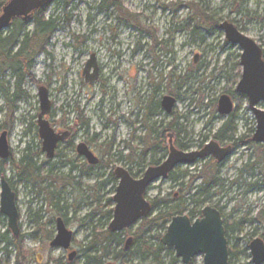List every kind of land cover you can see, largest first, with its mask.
I'll return each instance as SVG.
<instances>
[{"label": "rangeland", "instance_id": "rangeland-1", "mask_svg": "<svg viewBox=\"0 0 264 264\" xmlns=\"http://www.w3.org/2000/svg\"><path fill=\"white\" fill-rule=\"evenodd\" d=\"M69 1L66 12H63L62 0L48 8L47 15H59L63 28L52 38L49 53L38 57L31 72L34 83L28 78L23 82L27 99L14 103L16 109L11 111L0 95V134L1 129L9 132L11 150V160L4 161L3 176L16 193L21 244L27 253L18 258L15 249L9 250L10 255L0 252V264H55L56 261L85 264L81 252L87 237L93 230H107L113 220L107 217L115 207L114 202L113 206L109 205V200L113 201L119 182L114 184L110 175L117 168H123L140 179L150 167L152 157L145 154L144 144L148 134L144 109L148 102L152 103V109L162 111L161 117H151L149 125H156L161 131L174 120L182 132L173 141L184 152L202 150L210 141H215L214 136L229 119L233 121L234 139L219 142L222 147L235 145L234 152L220 169L224 185L215 189L220 194L195 210L208 206L220 210L231 237L229 248L238 240L239 249L245 251L250 241L264 235L262 223H250L264 207V187L251 192L247 186L257 178H264L256 167L251 168L255 169L256 179L245 170L257 161L256 147L263 145L252 141L255 117L247 98L237 92L242 77L241 51L227 42L220 25L225 22L234 25L264 51V0H118L120 10L102 9L103 0ZM197 11L211 21L193 36L191 30L197 23L191 17ZM27 30H33L31 22ZM92 55L100 67V78L93 86L83 77L84 67ZM3 86L13 95V78L6 77ZM41 87L48 90L52 103V112L47 117L51 126L55 131L73 129L77 144L91 143L103 167L90 170L82 163L81 172H71L69 166L60 164L62 160L56 162V167L48 165L45 154L41 155L42 141L37 127ZM223 95H228L235 105L229 117L221 116L217 109ZM165 96L177 100L171 115L161 107ZM260 108L264 110V104ZM78 112L87 127L78 122ZM168 135L170 131L165 132V146ZM27 147L36 167L42 170L43 181L39 180L37 185L21 181L20 172L13 164L22 158ZM67 155L69 158L63 160L67 165L68 161L82 162L72 152ZM167 156L168 150L166 153L160 150L156 159L162 163ZM208 160L178 167L175 173L186 171L196 176ZM242 171H245L243 179L233 185ZM180 183H184V188L189 187V178L179 182L171 178L160 180L150 187L147 199H177ZM201 183L196 180L192 187ZM193 208L189 206L190 210ZM58 218L65 221L74 235L68 252L51 246L57 235ZM139 227L140 223L133 226L132 233ZM7 231L9 239H14L7 219H1L0 234ZM131 237L127 233L122 235L124 242ZM3 247L2 244L0 249ZM138 248L133 243L122 263L109 259L103 264H140L141 257L135 252ZM72 251L78 255L70 262L68 255ZM162 259L164 263L169 261L164 256ZM194 264H204V257L196 258ZM232 264H252V259L246 254Z\"/></svg>", "mask_w": 264, "mask_h": 264}, {"label": "water", "instance_id": "water-1", "mask_svg": "<svg viewBox=\"0 0 264 264\" xmlns=\"http://www.w3.org/2000/svg\"><path fill=\"white\" fill-rule=\"evenodd\" d=\"M59 0H11L0 14V33L7 30L15 19H23L29 22L34 14ZM228 43L239 47L243 74L237 85V92L247 98L249 108L254 114L256 131L252 138L255 144L264 146V110L260 105L264 104V59L262 49L250 38L246 37L236 27L227 22L220 25ZM197 61V59H196ZM195 61V62H196ZM99 68L96 56L92 55L87 61L83 77L91 86L99 79ZM39 102L41 113L38 117L39 136L42 140V150L52 159L59 142L68 138V134L58 135L45 120L50 114L52 103L48 90L39 89ZM177 105V100L171 96H165L161 101L164 112L171 115ZM235 109L234 103L228 95H223L218 102V112L223 117H228ZM174 136L168 139V156L159 166L149 167L142 178L134 179L131 174L117 168L114 172L119 180L116 194L113 197L115 204L113 220L108 226L112 234H119L132 228L152 212L151 203L147 200L150 186L160 180L168 179L169 175L181 166H192L205 160L213 159L222 164L232 155V146L222 147L216 141H210L200 151L184 152L177 149L173 141ZM85 146H80V150ZM9 144L7 133L0 136V159L9 157ZM85 154V150L81 151ZM87 158L92 165L99 164V160L88 154ZM0 213L8 221V228L14 237H19V211L16 194L8 181L3 177L0 183ZM134 239L131 237L125 243V252L129 251ZM73 233L68 230L61 218L57 221V235L51 243L56 249L69 251L72 248ZM164 247L173 249L181 264H192L193 260L203 256L204 264H229V242L226 237V229L221 213L211 206L205 207L202 217L193 221L189 216L174 217L168 229L161 239ZM253 264H264V241L255 239L249 246ZM77 252L69 254L72 262Z\"/></svg>", "mask_w": 264, "mask_h": 264}, {"label": "trees", "instance_id": "trees-1", "mask_svg": "<svg viewBox=\"0 0 264 264\" xmlns=\"http://www.w3.org/2000/svg\"><path fill=\"white\" fill-rule=\"evenodd\" d=\"M7 1L8 0H0V14L7 4ZM62 2L65 4L63 12H66L70 1L62 0ZM49 6L37 11L32 21L25 22L23 19L14 20L6 34L4 36L0 34V95L4 97L11 111L16 109L14 103L27 99L28 95L22 90L23 82L28 78L34 83L31 72L38 57L49 53L52 38L63 28L62 19L59 15H47ZM100 7L104 10H108L111 7H117L119 10L122 9L118 0H103ZM191 20L197 23L191 30L193 36H195L199 28L209 26L211 18L206 16L203 12L197 11V13L191 17ZM30 22L33 25L32 31L27 30ZM188 25H191L190 22ZM162 44L164 43L162 42L161 45ZM156 45L158 44L156 43ZM8 76L15 80L13 95H10L8 90L4 89L3 86V82ZM152 84H154V82ZM151 105L152 103L148 102V106L144 109V122L148 129V134L144 141L145 154H149L152 157L150 166H158L161 164V160L156 159L157 153L160 150L166 153L168 150V139L170 135H168L165 146V132L170 131L171 136H179L182 130L175 124L174 120L165 128L162 127L161 131L156 125H149L152 116L161 117L162 115L161 110L158 108L152 109ZM78 113V122H80L81 126L87 127V122L82 121V115L80 112ZM235 131L233 121L229 119L214 136V139L218 143L224 142L225 140H233ZM128 147L130 148L129 145ZM181 148L183 147L181 146ZM256 148L255 153L258 155L257 161L251 165H247L245 170H247L246 172L249 176L256 179L255 169H251L256 167L264 178V146H257ZM138 158L142 159V156H138ZM33 159L34 156L30 155V147H27L22 158L17 163L13 161V164L17 167V170H19L22 180L30 181L34 185H37V182L43 179V177H41L42 170L36 167ZM4 164V162H0V179L4 177L3 175L5 174ZM221 167L222 165L216 164L214 160H208L204 162L203 168L196 176H190L186 171L179 175L175 173V171L171 173L169 178L175 182L189 178V187L184 188V183H180L181 190L177 199L169 200L157 198L151 201L152 212L140 222V227L135 233H132V229H127L119 234H112L108 230H93L87 237L86 244L81 252L85 264H103L105 260L109 259H113L116 263H122L124 258L128 255V251L125 252L124 250L125 245L119 251L117 250V248H121L123 244L126 243L122 238L123 233L133 236V243L139 247L135 252L141 257L140 264H180V261L175 257L174 250L164 247L161 243V239L165 235L174 217L188 215L192 220H195L202 215V210L197 211L195 208L220 194L221 191H216L215 189L224 185V181L219 176ZM243 172L245 171H242L237 180L232 182L233 185L238 184L240 180L243 179ZM132 176L135 178L134 175ZM48 178L49 177H47V179ZM110 179L114 184H117L118 179L113 176V173L110 175ZM196 180H201L202 183L200 186L193 188L192 185ZM261 180H263V185H261ZM244 183H246V181ZM247 186L252 192L260 186L264 187V179L257 178L255 183H249ZM112 203L113 201L110 199L109 205L111 204L113 206ZM191 205L194 206L192 210L189 209ZM107 217L109 221L112 220V210L107 213ZM1 219L6 220L0 213V220ZM254 222H259L264 225V207L259 211L256 219L250 221V223ZM226 231V237L229 242H231L227 226ZM19 237L9 239L8 231L7 234H0V246H2V244L4 245V247L0 249V252H5L7 255H10L11 252H9V250L15 249L18 253V258L26 256L27 253L24 251L21 244L22 236L20 239ZM250 243L251 241L249 244ZM247 252V249L245 251L239 249L237 240L236 245L229 250L230 264H232L233 260L245 256ZM162 256L168 258V263H164ZM194 262L195 261H193L192 264H194ZM55 264L60 263L56 261Z\"/></svg>", "mask_w": 264, "mask_h": 264}, {"label": "flooded vegetation", "instance_id": "flooded-vegetation-1", "mask_svg": "<svg viewBox=\"0 0 264 264\" xmlns=\"http://www.w3.org/2000/svg\"><path fill=\"white\" fill-rule=\"evenodd\" d=\"M21 19V18H20ZM16 20V19H15ZM14 22V21H13ZM10 28V27H9ZM9 28L7 29V30H9ZM7 30H5L4 32H1L0 34H2L3 36L6 34V32H7ZM257 44V43H256ZM258 45V44H257ZM259 46V45H258ZM260 47V46H259ZM239 48V47H238ZM261 48V47H260ZM240 49V48H239ZM262 49V48H261ZM240 51H241V55L243 54V52H242V50L240 49ZM262 52H263V59H264V51H263V49H262ZM241 55H240V65H241ZM97 61V60H96ZM98 64V63H97ZM242 67V66H241ZM98 68H99V72H100V67H99V65H98ZM243 69V68H242ZM242 74H243V70H242ZM99 78H100V74H99ZM99 80V79H98ZM98 82V81H97ZM96 84V83H95ZM156 86H158V85H156ZM243 96V95H242ZM172 97V96H171ZM174 98V97H173ZM176 99V98H175ZM232 100V99H231ZM233 102V101H232ZM235 106V105H234ZM217 109H218V106H217ZM235 110V109H234ZM41 111V110H40ZM51 112H52V109H51ZM51 112H50V114H51ZM234 112V111H233ZM41 113V112H40ZM50 114H48V115H50ZM233 114V113H232ZM40 115V114H39ZM48 115H46L44 118H45V120H47L48 121V119H47V117H48ZM230 116V115H229ZM228 116V117H229ZM39 117V116H38ZM49 122V121H48ZM49 124H50V122H49ZM35 125V124H34ZM36 126V125H35ZM50 126H51V124H50ZM37 127H38V133H39V126H38V121H37ZM52 127V126H51ZM52 129L55 131V129L52 127ZM2 130V133L0 134V136L5 132V133H7V139H8V144H9V132L6 130V129H1ZM55 133L56 134H58V135H64V134H68V138L66 139V140H64L63 142H59L58 143V145H57V148H56V151H55V155H54V157L52 158V159H48V157H47V154L46 153H44L43 152V150L41 149V155L42 154H45V157H46V159L48 160V165H50V166H52V167H56L57 166V163L56 162H58L59 160H62V162L60 163L63 167H66V166H69V168H70V170H71V172H81V168H82V163H84L86 166H87V168H90V170H94L95 168H101V167H103V161L101 160V159H99L98 157H97V155L95 154V152H94V149H93V147H92V145H91V143H89V142H79L78 144L77 143H75V139H76V137H75V132L73 131V129H71V128H64L63 130H60V131H55ZM40 137V136H39ZM174 137H175V135H174ZM174 137H173V139H174ZM41 139V138H40ZM42 141V140H41ZM255 144V143H254ZM41 145H42V143H41ZM82 145H84L85 146V148L84 149H82V150H80V146H82ZM174 145H175V147H176V143L174 142ZM255 145H258V144H255ZM230 146H232V152H234V150H235V145L233 144V145H230ZM42 148H43V146H42ZM177 148V147H176ZM9 150H10V145H9ZM63 150H64V152H63ZM83 150H85V154H82L81 153V151H83ZM30 152H31V150H30ZM67 152H72L73 153V156L75 157V159H81L82 160V162L80 163H74V161H68L67 163H68V165L66 164V163H64V159H68L69 157H68V155H67ZM88 154H90V155H93L94 157H96L98 160H99V164H97V165H92V164H90V162H89V160H88V158H87V155ZM32 155V154H31ZM33 156V155H32ZM210 160H213V159H211V158H209ZM10 161L11 160V150L9 151V157H8V159H6V160H2L1 159V161L2 162H4V161ZM215 162V161H214ZM163 163V162H162ZM161 163V164H162ZM216 163V162H215ZM225 163V162H224ZM224 163H222V164H219V165H223ZM160 164V165H161ZM216 164H218V163H216ZM159 166V165H158ZM150 167H153V166H150ZM176 171V170H175ZM115 172V171H114ZM114 172H113V176H115L114 175ZM129 172V171H128ZM146 172V171H145ZM130 173V172H129ZM173 173V172H172ZM131 174V173H130ZM21 175V174H20ZM144 175V174H143ZM171 175V174H170ZM169 175V176H170ZM132 176V175H131ZM133 177V176H132ZM3 178V177H2ZM1 178V179H2ZM5 178V177H4ZM134 178V177H133ZM169 178V177H168ZM6 179V178H5ZM19 179L22 181V179L20 178V176H19ZM135 179V178H134ZM7 181H8V179H6ZM118 182H119V180H118ZM8 183L10 184V182L8 181ZM11 186V185H10ZM118 187V186H117ZM151 187V186H150ZM12 188V187H11ZM117 189V188H116ZM13 190V189H12ZM149 190H150V188H149ZM14 191V190H13ZM16 194V193H15ZM116 194V193H115ZM115 196V195H114ZM147 196H148V194H147ZM147 196H146V198H147ZM150 203H151V201L150 200H148ZM151 205H152V203H151ZM19 211V210H18ZM203 211V210H202ZM220 213H221V211L220 210H218ZM113 212H114V210H113ZM183 216V215H182ZM188 216V215H187ZM19 217H20V214H19ZM202 217V215L200 216V217H198V218H201ZM221 217H222V214H221ZM197 218V219H198ZM20 219V218H19ZM59 219V218H58ZM58 219H57V221H58ZM62 219V218H61ZM222 219H223V217H222ZM63 220V219H62ZM196 220V219H195ZM194 221V220H193ZM223 221H224V219H223ZM63 222L65 223V221L63 220ZM226 221H224V227H225V229H226ZM65 225H66V223H65ZM20 226V225H19ZM108 230V229H107ZM21 232V231H20ZM226 233H227V231H226ZM20 236V235H19ZM133 238V237H132ZM134 239V238H133ZM228 239V238H227ZM260 239H262L263 241H264V235L263 236H261V238ZM73 240H74V235H73ZM228 242H229V240H228ZM253 242V241H252ZM251 242V243H252ZM250 243V244H251ZM72 244H73V242H72ZM250 244H249V246H250ZM72 249V248H71ZM70 249V250H71ZM231 248H229V250H230ZM247 249V248H246ZM69 250V251H70ZM68 252V251H67ZM72 252H74V251H72ZM71 252V253H72ZM76 252V251H75ZM77 255H78V253H77ZM247 255H249L250 257H251V254H249V252H247ZM176 257V256H175ZM76 258H77V256H76ZM75 258V259H76ZM68 259H69V255H68ZM74 259V260H75ZM251 259H252V257H251ZM73 260V261H74ZM179 260V259H178ZM229 260H230V257H229ZM72 261V262H73ZM180 261V260H179ZM193 261H195V260H193ZM233 262V261H232ZM193 263V262H192ZM180 264H181V261H180ZM229 264H230V261H229ZM253 264V263H252Z\"/></svg>", "mask_w": 264, "mask_h": 264}, {"label": "bare ground", "instance_id": "bare-ground-1", "mask_svg": "<svg viewBox=\"0 0 264 264\" xmlns=\"http://www.w3.org/2000/svg\"><path fill=\"white\" fill-rule=\"evenodd\" d=\"M243 70V69H242Z\"/></svg>", "mask_w": 264, "mask_h": 264}]
</instances>
